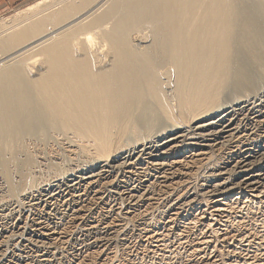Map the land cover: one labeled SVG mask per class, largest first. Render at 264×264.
<instances>
[{"label": "bare ground", "instance_id": "6f19581e", "mask_svg": "<svg viewBox=\"0 0 264 264\" xmlns=\"http://www.w3.org/2000/svg\"><path fill=\"white\" fill-rule=\"evenodd\" d=\"M49 1L0 23V264H264V0Z\"/></svg>", "mask_w": 264, "mask_h": 264}, {"label": "rangeland", "instance_id": "374dc122", "mask_svg": "<svg viewBox=\"0 0 264 264\" xmlns=\"http://www.w3.org/2000/svg\"><path fill=\"white\" fill-rule=\"evenodd\" d=\"M37 1H39V0H30V1H27V2H22V3H19L18 4V6H16V7H12V8H10V9H7V10H5V11H3V13L2 14H0V20L2 19V21L0 22V23H2V22H4L5 20H7V18H8V22L10 21V22H12V18H14L13 16H15L16 14H17V12L20 10V9H23V8H25V7H27V6H29V4L30 5H33V3L34 2H37ZM51 1V0H50ZM50 1H49V3H50ZM53 1L54 0H52V3H50V4H53ZM108 3H106L105 5H103L101 8H99V11H101V10H103L105 7H106V5H107ZM56 6H59V5H55V8H56ZM4 19V20H3ZM6 24L7 25H5V27H7V26H9L10 25V23L8 24L7 22H6ZM6 54H2V55H0V59L1 58H4V56H5ZM6 60H10V58H8V59H6ZM5 60V61H6ZM5 61H3V62H5ZM65 152L64 153H67L68 152V150L66 151V150H64ZM55 154H57V153H55ZM55 157H56V159H55ZM54 160L53 161H55L56 160V162H59L61 159L59 158V156H53L52 157ZM57 158H58V160L59 161H57ZM165 217H166V215H165ZM158 219V222H160L159 223V225H160V227H161V229L163 228V232H164V234H166V235H168L167 236V238H168V244L169 245H172V242L174 243L175 241H176V237H177V233H179V232H177L176 231V229L175 228H170L169 229V226L168 225H166L165 226V224H166V222H167V219H166V221H165V223H163V220H161L162 218L161 217H157ZM164 224V225H163ZM174 229V230H173ZM187 229V228H186ZM166 231H168V232H166ZM194 231H195V229H194ZM177 232V233H176ZM188 232H186L185 234L186 235H188L189 237H188V239L189 240H191V239H194V237H195V235L193 234V233H191V231H189V233L187 234ZM174 234V235H173ZM173 235V236H172ZM172 238V239H171ZM142 240L141 239H136L135 241H134V243H133V245H131L132 247V249L130 248V249H128L127 250V252L126 251H121V253H120V256H119V258L117 259V260H115V263L113 262L112 264H128L130 261H131V259H134V260H136V259H138V258H141L142 260H145V261H150V260H152L151 259V256H152V254L150 253V251H151V249H148V247L146 246L147 245V243L144 241L143 243L141 242ZM146 243V244H145ZM171 243V244H170ZM139 244V245H138ZM188 244V243H187ZM186 244V245H187ZM217 244V247H216V253H219L221 256H223V257H225V255H226V253H227V249L225 248V250H224V247H222L221 246V242H217L216 243ZM138 245V246H137ZM142 246H144V247H142ZM188 246V245H187ZM136 247H137V249H136ZM147 247V248H146ZM143 248H146V249H148V252H147V250L146 249H143ZM223 249V250H222ZM137 251V252H136ZM130 252H132V253H130ZM136 252V253H135ZM144 252V253H143ZM128 253V254H127ZM138 254V255H137ZM225 254V255H224ZM77 254H75L74 255V257L76 256ZM136 255V256H135ZM148 255H149V257H148ZM140 256V257H139ZM72 257H73V255H72ZM73 257V258H74ZM133 257V258H132ZM136 257V258H135ZM76 258H78L77 256H76ZM134 260H132V261H134ZM127 262V263H126ZM59 264H74V263H72V259H70V260H68V259H65V260H63L62 262H60Z\"/></svg>", "mask_w": 264, "mask_h": 264}, {"label": "crops", "instance_id": "0c3cea01", "mask_svg": "<svg viewBox=\"0 0 264 264\" xmlns=\"http://www.w3.org/2000/svg\"><path fill=\"white\" fill-rule=\"evenodd\" d=\"M27 1L30 0H0V14L7 9L18 6L19 3Z\"/></svg>", "mask_w": 264, "mask_h": 264}]
</instances>
